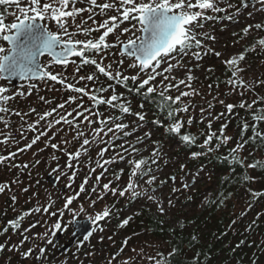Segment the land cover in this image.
Returning <instances> with one entry per match:
<instances>
[{
	"label": "snow or ice",
	"instance_id": "snow-or-ice-1",
	"mask_svg": "<svg viewBox=\"0 0 264 264\" xmlns=\"http://www.w3.org/2000/svg\"><path fill=\"white\" fill-rule=\"evenodd\" d=\"M250 7L252 10L248 11ZM256 12L264 13V0L254 3L253 0H0V167L15 170L14 179L0 182V194L11 192L12 185L25 194L34 186L38 188L41 167L51 169L48 176L53 179L54 187L62 177L66 178L58 191L68 193L57 207L59 197L53 199L46 193V200L40 202L39 192H32L30 199L37 201L35 206L0 226V236H7L10 230L20 234L18 242L10 237L0 242V253L15 254L23 258L22 264H69L68 260L56 261L51 255L61 247L58 235L70 231L77 238L75 251L78 253L95 232L104 231L99 222L119 217L120 210L115 203L94 213H88L85 207L87 204L94 209L108 194L114 201L124 199L129 205L143 201L149 211L155 207L160 216L171 221L170 235L177 229L183 231L195 221L185 222L169 214L177 209L180 196L192 201L197 184L202 180L211 183L214 173L206 163L192 167L180 163L178 169L165 173L179 159L169 156L173 149L171 146L166 149L165 143L174 139L177 147L186 150L187 161L210 160L232 140L226 134L227 122L221 123L218 131L212 130L213 122L224 120L226 114H233L236 109L249 113L251 122L245 118L235 146L226 156L215 158L230 161L232 173L236 165L264 170V161L254 159L245 166L247 157L241 155L249 143L264 145V131L259 130L260 123L264 122V95L256 91L264 88V79L245 78L250 65L241 66L249 53L257 49L264 53V36H257L251 45L234 50L222 59L225 52L215 47L218 37L214 29L207 27L209 21L216 20L238 23L245 13L254 19ZM253 30L264 32V22L248 23L240 32H233L232 36L237 38L233 48L251 36ZM209 55L220 60L224 66L221 74L225 77L223 80L217 77L215 84L207 85L211 100L193 87L198 79L194 71L205 70L210 74L207 78L215 74L214 67L202 68L201 62ZM44 57L47 59L42 60ZM176 71H183L185 77L178 79L174 75ZM17 79L25 82L18 88L14 85ZM221 84L226 86L223 93H220ZM41 88L54 93V98L39 95ZM121 88L125 91H120ZM34 92L40 103L47 106L43 111L30 106L25 112L11 105L18 97H28ZM248 93L252 96L248 97ZM196 96L204 98L203 105L192 103ZM222 96H236L239 100L229 103ZM134 97H140L142 102L134 105ZM148 103L155 108L152 119H149L151 109L146 108ZM217 104L225 111L215 113ZM196 107H199V122H207V131L193 134L189 129L197 122ZM13 116L19 118L15 128ZM161 128L163 138L153 139ZM249 129L252 135L245 139ZM28 133H33L30 139ZM38 143H43V147H37L31 157L23 159ZM49 150V155L42 159L41 154ZM94 150H97L95 158L91 155ZM119 164L125 166L111 167ZM84 166L90 174L76 189L75 178ZM97 168L101 171L95 176V183L89 185ZM25 176L29 181L27 186L21 179ZM102 179L107 182L101 183ZM240 179L222 177L221 190L215 198L205 197L200 207L209 204L222 207L233 195L225 192V186ZM253 179L245 174L242 182ZM168 185L171 187L165 193L163 189ZM248 193L251 196L248 209L264 197V191L249 188ZM17 199V195H11L13 203ZM81 213L91 223L82 240L78 238L82 232L78 219ZM68 214L70 219H66ZM30 215L39 218L22 229L25 218ZM138 215L141 212L123 218L117 227L124 228ZM254 225L255 221L248 230ZM37 227L43 230L34 232ZM131 239L132 236L125 237L118 251L106 257L105 264H114ZM197 242L193 234L190 243ZM132 251L135 256L122 264H136V257H143V249L138 253L135 248ZM182 251L172 246L166 255L158 251L156 256L147 259L154 264H171L170 258ZM95 255L96 250L83 253L90 262ZM201 256L197 252L188 264H200ZM74 259L76 264H84L79 255ZM4 264H11V258L5 259Z\"/></svg>",
	"mask_w": 264,
	"mask_h": 264
},
{
	"label": "trees",
	"instance_id": "trees-1",
	"mask_svg": "<svg viewBox=\"0 0 264 264\" xmlns=\"http://www.w3.org/2000/svg\"><path fill=\"white\" fill-rule=\"evenodd\" d=\"M239 32V31H238ZM257 36H264V32L256 33L253 30L252 37H248L247 42L242 45L244 46L251 45ZM241 48V50H242ZM209 57H212L209 55ZM253 58L261 59L262 65L259 72V75L256 79H264V53H260L259 49L255 53H249L246 56L245 62H251ZM243 62V63H245ZM91 69H85V71H90ZM224 70V66L222 64L219 65V73L211 75V78H207V81H211L212 84H215L216 78L219 77L223 80L225 77L221 74ZM209 73L207 76L209 77ZM103 83L104 81L101 80ZM220 88H226L224 84L220 85ZM120 91H125L123 88ZM256 91L264 95V88H257ZM175 95V94H173ZM252 93H248V97H251ZM142 102L140 97L133 98V104H138ZM226 102H237L233 99L226 100ZM250 102V100H249ZM219 104L216 105L214 112L220 113L225 111L224 108H218ZM146 108L151 109V117L152 119L155 115V108L152 104H146ZM198 111V110H197ZM197 111L194 110V115L197 118V122H195L191 128L189 129L193 134H198L201 130L207 131V122L204 123L199 122V117L197 116ZM247 118L249 122H251L250 114L247 113L245 110L236 109L234 110L233 114H226L224 120L222 121H214L212 130L218 131L220 128L221 123H228V127L226 129V134L232 137V140L229 143L222 147L218 153H214L213 157L208 160H201L199 162L196 161H187L181 160L180 163H188L190 167L198 164V163H206L209 170L213 171V187L214 192L211 194L213 198H215L218 191L221 190L220 180L224 176H233V178H241L240 182L230 183L227 184L224 188L225 192H232L233 195L230 199L225 201L222 207L217 206L215 204H209L203 207L201 212L196 211V207L202 203L205 197H207V191L212 187H204L203 185L197 186V192L194 194L192 202H193V211L188 218L185 219V222L189 220L195 221V223L191 224L190 226H186L183 231L177 229L175 234L170 235L169 229L172 227L167 224H160V221L165 219L164 216H160L159 214H152L149 213L148 208H142L141 215L134 216V218L129 222V224L133 223V220L136 222L138 227L146 228V230L154 237L159 238L163 237L166 241H170L166 248H172V246H178L183 251L180 255H177L175 258L171 259V264H188L191 258L197 253H202L200 264H241V241L248 244L252 240L251 232L248 230V226L253 223V217L255 215V210H263L264 211V197L259 198L252 206L251 209H248L247 206L245 207L246 210L251 211L252 219L248 215V213L244 216H241V199L246 202L251 200V196L248 193V189H252L254 191H264V170L260 168L256 169H248V168H241L240 166L236 165L235 172L232 173L230 161H226L225 159H216V156L224 157L228 154L229 149L233 148L236 142L240 139L241 129H242V121ZM259 130L264 131V122H261L259 125ZM163 128L159 129L157 132L154 133L153 139L155 136L160 138L161 134L163 133ZM252 132L249 129L248 132L244 134V138L251 136ZM174 140V139H172ZM192 150H199L197 148H193ZM186 150L184 148H179L175 151V155L179 157H186L185 156ZM253 155H249V153ZM145 155H148L145 154ZM241 155L243 157H247L245 160V166L253 162V160H261L264 161V145L260 142L255 144L249 143L245 146V149L242 151ZM179 167V165H178ZM178 169V168H177ZM248 175L254 178L251 182L244 183L242 182L243 175ZM206 183V182H205ZM117 205H120V202H116ZM134 204V203H133ZM133 204L129 205L128 203L122 205L123 208L131 207ZM120 210L119 217L116 219L119 221L124 217L121 214V206L117 207ZM139 211V210H138ZM137 212V211H136ZM250 213V214H251ZM264 213L261 215L259 221H264ZM236 221L233 224V221ZM128 224V225H129ZM127 225V226H128ZM257 225V222H255ZM254 225V226H255ZM246 226V229L243 230L242 227ZM195 234L197 236L198 242L195 244H191V236ZM206 240H209V243H205ZM11 258L14 261L16 258L13 255L5 252L4 254V261L7 258ZM4 261H1L0 264H4Z\"/></svg>",
	"mask_w": 264,
	"mask_h": 264
},
{
	"label": "rangeland",
	"instance_id": "rangeland-1",
	"mask_svg": "<svg viewBox=\"0 0 264 264\" xmlns=\"http://www.w3.org/2000/svg\"><path fill=\"white\" fill-rule=\"evenodd\" d=\"M255 2V0L253 1V3ZM252 8L250 7L248 9V11H251ZM255 18H248L246 13L242 16L239 17V22H235V21H228V20H223V21H209L207 23V27L209 29H214L215 34L218 37V44L215 46L216 49L218 51H224L225 52V56L222 57V59H226L228 58L229 55L232 54V52L234 50H241L242 45L245 44L247 42L246 38L245 40L241 41L240 44L235 45V49L233 48V42L235 39V37L232 36L233 32H240V30L248 23H255V22H264V13H260V12H256L254 14ZM11 18H9L10 22ZM221 28L225 29L224 31H221ZM255 31V30H254ZM256 32V31H255ZM257 33V32H256ZM253 35V34H252ZM252 35L250 37H252ZM109 39H113V37H109ZM225 46H227L225 48ZM113 52L116 51V49L112 50ZM251 62H245L242 63V67L245 65H250V67L247 69V71L244 73L245 78H254L256 79L259 75L260 69H261V65H262V60L257 59V58H253L251 59ZM202 63V68L203 69H207L208 67H214L216 69L215 74L219 73V65L221 64L220 60H218L215 56L209 57L206 56ZM189 66H194L192 64H189ZM128 74H131L130 72ZM174 75L177 76L178 79H183L185 77V73L183 71H176L174 73ZM193 75H195L198 79L195 80L193 82V87H195L196 89H198L199 91H201L202 93H204V96L208 99L211 100V96H208V88L207 85L211 83V81H207V72L205 70H196L194 71ZM212 84V83H211ZM181 90H184L183 88ZM213 93L215 94V87L213 88ZM226 91V88H220V93H223ZM173 94H177V93H173ZM39 95H46L48 96V98H51V95L55 96L54 93H50L47 92L45 89L41 88V91L39 93ZM221 98H225V97H221ZM226 100H235L238 102L239 97L233 96V97H227L225 98ZM11 103V102H10ZM29 104L28 107H25L24 104ZM192 103L194 105H203L204 104V98L201 96H196L194 98H192ZM35 107L37 109V111H43L44 108H46V105H43L40 103L39 99H38V95L34 92L31 96L28 97H21V102L20 105L17 106V104L14 102L13 103V107L23 110V111H27L29 107ZM206 106V105H204ZM218 108H223L221 105L218 106ZM194 110H198L197 111V116L199 117V107H196ZM151 111L149 112V118L151 117ZM32 119H35V117H32ZM129 119H132L131 117ZM13 120V128L16 127V125L19 123V118L18 117H12ZM0 127H2V125H0ZM149 127H151V125H149ZM147 130V129H145ZM33 133H28L29 139L32 137ZM154 136V135H153ZM158 138V136H155V139ZM171 146L172 147V151L169 153V156L175 158V157H179L178 155H175V151L178 150L180 147H177L175 140H167L165 143V147L166 149ZM37 147H43V143H38V145L34 146V148L27 152L25 154V156L23 157V159H27L29 157H31L32 152H34L36 150ZM96 151L94 150L92 152V156L93 158H95L96 155ZM49 151H46L44 153L41 154V158H45L49 155ZM147 154V153H145ZM19 158V157H18ZM21 158L18 159V162H20ZM181 160H186V157H179V159L176 160L174 165H169L168 168H166L164 171L165 173H169L170 171L173 170V168L177 169L179 162ZM65 161L64 159H62L60 161L61 164H63ZM124 167V164H119V165H112L113 167ZM51 167H55V164L53 163L51 165ZM7 170V168H5ZM0 168V182H9L11 181L13 178L10 175V177L8 175L4 176V172L3 170ZM47 170H51V169H47ZM41 175L45 174L44 171H46V169L44 167H41ZM101 169L97 168L96 173L92 174V179L89 180V185L94 184L95 183V176L99 175ZM89 173V169L87 166H84L80 169L78 176L75 178V182L73 187L78 189L80 183H82L84 181V178L86 176H88ZM56 175H59V173H57ZM111 175V171L109 172V176ZM6 177V179H5ZM21 179L24 180V186L28 185V178L25 177H21ZM41 179V183L40 186L37 187H33L27 194L23 193L20 191L19 187L16 185H12V191H6L3 194H0V208H3L4 206H9L8 202H7V198L8 196L13 195L12 193L15 192V194L17 195L18 199L15 202L14 206L10 205V207H14L15 210L19 209L20 207H18L19 204L23 205V204H29L30 205V209L32 207L35 206V204L37 203L36 200H32L30 199V197L32 196V192L34 191H38L39 192V199L40 202H44L46 200V193H50L53 197V199H57L59 197V199H57V207H59L62 203H63V195L68 194V193H62L60 191H58L59 186H57L56 188H53L52 186L48 185L46 182H44V180L42 179V176H40ZM123 180L126 181L127 180V176L123 177ZM66 182V178L62 177L60 180V184H64ZM107 179H102L101 183H106ZM206 182V183H205ZM199 185H203L204 187H212L207 191V196L211 195L214 191V187H213V182L209 183L207 180H202L200 181L197 186ZM171 186H165L163 191L165 193H167L169 191V188ZM14 190V191H13ZM112 201H114L113 197L111 196V194H108L104 200L100 201L97 203V205L95 206V208H88L87 204H85V207L87 208L88 213H90L91 211L96 212V211H101L103 209V207L105 205H110L112 203ZM120 202V205H117V201H115L117 207L121 206L122 209V205L126 204L127 202L124 199H119L118 200ZM243 199H241V204L243 203ZM106 202L108 204H106ZM148 208L147 206L144 205L143 201H136L131 207L128 208H123L121 211L122 216L125 218L129 215H133L136 211L139 210V212L142 210V208ZM73 208H76V205H73ZM203 209V207H196V211L201 212ZM193 211V202L192 201H186L184 199L183 196L179 197V203L177 205V209L170 213L169 215L171 217L175 218H182V219H186L188 218L189 215H191ZM149 213L152 214H158L156 212L155 207H152L151 210L149 211ZM29 218H31L30 223H28V226L30 224H32L35 220H37L39 218L38 215H30ZM122 220V219H120ZM120 220L118 222V224L120 223ZM117 224V225H118ZM164 224H172L171 221L169 220L168 217H165L164 219ZM116 226L113 225H104L102 226L104 231L103 232H99L97 231V233L95 234V236H93L92 241L94 244L99 243L97 245V251H96V255L92 258L91 260V264H105L106 262V257L110 254V253H115L118 251V249L121 247V242L124 240L125 237L128 236H132V239L129 241L127 247L125 248L124 252L120 255V257L118 258L117 261L114 262V264H122V261L126 260L128 257L130 256H135V253L132 251V249H136V252H140L141 249H143V257H136V264H154V262L149 261L147 259L148 256H156L158 251H161L162 249L166 248V239H164L163 237H159L156 238L154 236H152L147 230L146 228H140L138 227V225L136 224V222L133 220L132 224H129L128 226H125L124 228H118ZM27 226V227H28ZM189 228H192V226H190ZM43 229L41 227H37L35 229H33L34 232H40ZM136 234V235H134ZM103 236L104 240L101 241L100 237ZM108 237H112L111 240L108 239ZM106 246V247H105ZM98 247H100V250L98 251ZM94 250H96V247L93 248ZM162 252V251H161ZM157 259H159V257L157 256ZM63 259H59L58 261H62Z\"/></svg>",
	"mask_w": 264,
	"mask_h": 264
},
{
	"label": "flooded vegetation",
	"instance_id": "flooded-vegetation-1",
	"mask_svg": "<svg viewBox=\"0 0 264 264\" xmlns=\"http://www.w3.org/2000/svg\"><path fill=\"white\" fill-rule=\"evenodd\" d=\"M111 37V36H110ZM42 60L47 59L46 57L41 58ZM25 82L18 80L17 82H14V85L18 88L20 87L22 84H24ZM61 95H63V93H61ZM54 98L53 95H51L52 99ZM17 106L20 105L21 102V97H18L16 99V101H14ZM11 102V105L13 106V103ZM25 107H28L29 104H24ZM43 106V104H42ZM17 158V163L18 162ZM112 167V166H111ZM3 172H4V176L8 175L10 177V175L12 176V178L14 179L15 177V170L9 171L8 169L6 170L3 167H0ZM113 168H118L113 167ZM1 170V171H2ZM50 170H46L44 171L45 174L41 175L42 179L44 180V182H46L48 185L52 186L53 188H56L57 186H59V188L63 185L60 184V182L58 184H56V186L54 187L53 183L47 180V176H48V172ZM6 179V177H5ZM1 180V178H0ZM14 191V190H13ZM12 194H15V192H13ZM16 195V194H15ZM7 202L9 204V206H4L3 208H0V226L5 225L7 223L8 220L11 219H15L19 214H21L22 212L28 211L30 209V205L29 204H19L18 207H20L19 209H16L14 207H10V205L14 206L15 203H13V201L11 200V196H8L7 198ZM115 203V201H112L111 204ZM249 202L243 201V203L241 204V212H246V214L248 213V215L251 217L252 219V213L249 210H246L245 207L248 205ZM106 204H108L106 202ZM110 204V205H111ZM115 206L117 208V205L115 203ZM90 213H94L93 211H91ZM251 213V214H250ZM264 213L263 210H255V215L253 217V221L257 222V225L253 226L251 230H249L251 232V239L254 241L249 242L248 244H246L245 242L242 243L241 245V264H264V221H259L261 215ZM259 214V217H258ZM71 218V214H68V216L66 217V219H70ZM78 219H80V223L83 221H87L90 223V221H88L86 219V214L85 213H81L78 217ZM264 220V219H263ZM31 218L26 217L23 224H22V229L28 226V223H30ZM118 220L116 219V217H113L111 219H106L105 221H101L99 222L101 226L104 225H113L116 226L118 224ZM88 224V223H87ZM91 225V223H90ZM21 229V231H22ZM243 230L246 229V226L242 227ZM97 232H95L89 239V241L84 242L83 247L80 248L79 252L77 253L75 251V246L77 244V238L75 240H71L72 236L70 234V231L68 232H63L60 233L58 235V241L59 244L61 246L69 244V247L62 251V252H58V249L53 250L51 252V255L53 256L54 260L58 261L59 259H63V260H68L69 264H76V261L74 259L75 256L79 255L80 259L83 260L84 264H91V262L87 259L84 258L83 253L85 251H91L94 250L93 248L96 247V251H97V245L100 243H96L94 244L92 241L93 236H95ZM8 237H10L12 239L13 242H18L20 239V234L19 233H13L11 230L9 231V233L7 234V236H0V242H3L5 239H7ZM79 239L82 240L83 236L80 235L78 237ZM205 243H209V240H206ZM169 243H166L165 246H168ZM100 245V244H99ZM106 247V246H105ZM100 250V247H98V251ZM162 252L165 253V255L167 254V252L171 251V248H164L161 250ZM8 253V252H7ZM4 253H0V262L4 261ZM10 255H13L16 259L14 261H12V264H22V259L21 257L16 256L15 254L9 253ZM160 259V257H159ZM62 260V261H63Z\"/></svg>",
	"mask_w": 264,
	"mask_h": 264
},
{
	"label": "water",
	"instance_id": "water-1",
	"mask_svg": "<svg viewBox=\"0 0 264 264\" xmlns=\"http://www.w3.org/2000/svg\"><path fill=\"white\" fill-rule=\"evenodd\" d=\"M253 1H254V0H253ZM17 81H18V79L15 80L14 82H17ZM47 180L50 181V182H52V183L54 184L53 179L50 178L49 176H47ZM87 223H88V224H87ZM81 226H82V232H81L80 235L83 236L85 230L90 229L91 225H90L89 222H87V221H83V222H81ZM75 239H76V237H72V238H71L72 241L75 240ZM68 247H69V244L63 245V246H61V247L58 249V252H62V251H64V250H66Z\"/></svg>",
	"mask_w": 264,
	"mask_h": 264
},
{
	"label": "built area",
	"instance_id": "built-area-1",
	"mask_svg": "<svg viewBox=\"0 0 264 264\" xmlns=\"http://www.w3.org/2000/svg\"><path fill=\"white\" fill-rule=\"evenodd\" d=\"M170 226H173L172 224H169Z\"/></svg>",
	"mask_w": 264,
	"mask_h": 264
}]
</instances>
